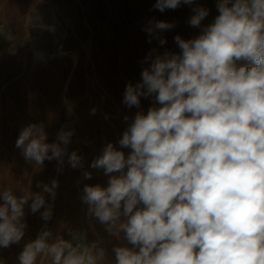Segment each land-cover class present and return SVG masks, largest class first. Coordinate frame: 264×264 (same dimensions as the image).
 I'll return each instance as SVG.
<instances>
[{"label": "clouds", "instance_id": "obj_1", "mask_svg": "<svg viewBox=\"0 0 264 264\" xmlns=\"http://www.w3.org/2000/svg\"><path fill=\"white\" fill-rule=\"evenodd\" d=\"M181 5L199 34L175 35L173 51L163 47V33L176 22L146 20L147 42L158 44L141 60L140 80L126 84L122 104H152L123 117L120 138L89 165L106 182L84 184L80 200L121 242L112 264H264V0H215L218 14L208 24L210 9L197 0H155L151 10ZM0 36L14 40L11 31ZM73 134L62 127L48 142L45 124L29 123L15 147L39 167L55 160L62 172L66 156L83 169L84 158L68 151ZM58 187L56 179L38 182V192L0 184V249L21 244L27 207L45 227L23 244L18 264H108L100 240L73 228L65 239L47 227Z\"/></svg>", "mask_w": 264, "mask_h": 264}, {"label": "rangeland", "instance_id": "obj_2", "mask_svg": "<svg viewBox=\"0 0 264 264\" xmlns=\"http://www.w3.org/2000/svg\"><path fill=\"white\" fill-rule=\"evenodd\" d=\"M154 2L0 0V29L14 36L13 41L0 36V184L38 192V182L58 180L56 199L49 200L53 215L47 225L64 212L67 221H75L87 234L89 242L103 226L86 215L87 206L80 200L83 185L98 183L102 173L89 165L104 143L120 138L127 127L125 115L131 118L138 110L146 112L152 104L151 99L143 98L140 109L122 104L126 84L140 80L141 60L158 44L147 42L143 25L151 17L176 22V27L163 33L167 38L163 47L173 51H178L175 35L189 39L200 31L187 23L192 15L189 6L160 13L151 10ZM197 2L210 9L202 23L212 22L218 14L215 0ZM14 20L28 34H18ZM24 118L29 123L43 122L48 142L56 139L62 127L73 130L68 151L75 150L84 158V168L72 169L66 156L62 172L57 171L55 160H46L41 167L26 161L15 147ZM85 170L93 173L92 180L82 179ZM25 213L28 224L39 214L28 208ZM101 247L107 254L110 243L102 242ZM106 261L112 264L114 260Z\"/></svg>", "mask_w": 264, "mask_h": 264}, {"label": "bare ground", "instance_id": "obj_3", "mask_svg": "<svg viewBox=\"0 0 264 264\" xmlns=\"http://www.w3.org/2000/svg\"><path fill=\"white\" fill-rule=\"evenodd\" d=\"M12 24H13V27L15 28V30L18 34H28V32L25 28H23V30H22L19 27V21L18 20H14V22H12ZM27 124H29V122H28V120H25V118H24V121L21 122V128H23ZM111 140H112V136H110V141ZM105 182H106V177L103 175V172H102L99 176V182L98 183L103 184ZM70 195L72 196V194H70ZM26 209H27V207L25 208V212H26ZM43 227H45V222L41 219L40 215L39 214L34 215L33 216V222L31 224L27 223L26 234H25L23 240L21 241V244L13 245L10 248L4 249L3 253L0 254V258L4 259L6 264H18L17 257H18L19 252L22 250L23 244L25 242H27L28 240L35 239L37 234L39 233V231ZM47 227L52 229L54 234L58 233L60 235H63L65 239L69 238L67 235V232H66V228L79 229L78 224L75 221L74 222L73 221L72 222L67 221V215L64 212L61 213V215L58 217V220L56 222H54V224L52 223L50 225H47ZM98 231H99V235L97 237L91 236L89 239L90 242L93 240H100L101 243L102 242L110 243V249H108V252L106 254V260H108V261L114 260L115 256H114V253L112 252V247H113V245L121 243V242L117 241L114 237L109 236L108 233L105 231L104 226H102Z\"/></svg>", "mask_w": 264, "mask_h": 264}]
</instances>
